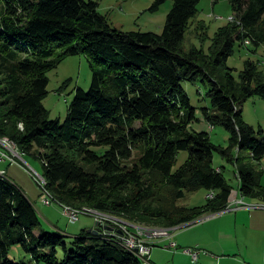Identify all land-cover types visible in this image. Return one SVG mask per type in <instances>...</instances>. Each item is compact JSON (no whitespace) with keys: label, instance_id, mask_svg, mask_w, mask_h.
<instances>
[{"label":"trees","instance_id":"obj_1","mask_svg":"<svg viewBox=\"0 0 264 264\" xmlns=\"http://www.w3.org/2000/svg\"><path fill=\"white\" fill-rule=\"evenodd\" d=\"M166 1L154 0L149 10ZM199 2L173 0L157 33L113 27L95 0H0V138L43 161L54 203L80 210L78 215L97 210L134 224H191L227 209L235 197L225 166L214 164L216 152L237 167L243 197H264L253 167L238 166L236 154L249 149L252 160L264 158V131L256 136L242 106L250 97L264 98V71L246 60L237 78L227 63L237 45L253 52L264 46V0H231L236 20L213 36L199 21L202 46L186 50ZM73 55L87 57L92 83L89 90L76 88L61 122L43 103L48 73ZM183 82L210 87L211 107L202 116L229 131L227 147L213 143L209 132L191 129L200 119ZM180 151H188V158L173 171ZM3 170L0 264H21L9 257L18 245L37 264L151 263L111 235L108 221H96L99 234L75 237L39 229L33 201ZM200 189L214 196L206 195L200 206L179 204Z\"/></svg>","mask_w":264,"mask_h":264},{"label":"rangeland","instance_id":"obj_2","mask_svg":"<svg viewBox=\"0 0 264 264\" xmlns=\"http://www.w3.org/2000/svg\"><path fill=\"white\" fill-rule=\"evenodd\" d=\"M95 1H99L101 13L108 15L112 26L123 31L140 30L161 33L166 23L167 15L173 7V0H167L156 12H151L149 10L154 0ZM198 9V15L192 20V25L187 31L185 41L183 43V46L186 50H189L193 46H202V42L199 40L196 34V26L199 21L205 22L203 24L208 26L206 30L208 29L209 35L213 36L219 27L228 23L229 16L234 14L232 11L231 0H217L216 2L213 0H200ZM217 16L219 17L217 18ZM209 44L210 41L205 44L204 48L206 50ZM246 60L258 62L260 68L264 71V46H260L255 52L251 51L247 47H239L238 45L236 46L234 55L231 56L227 62L228 66L236 69V77L238 76V73L244 68V63ZM48 76L50 82L48 85V95L43 101L44 106L49 110L51 119H60L61 122H64L68 113V107L74 99L76 88L81 87L85 90H89L91 87L92 71L87 57L85 55L69 56L63 60L58 68L51 70L48 73ZM183 85L190 95L191 102L193 106L196 107L197 115L200 119L196 123L192 124L191 129L195 131H207L209 132L213 143L223 148L227 147L230 137L229 131H227L222 126L213 127L209 125L202 116V109L205 107H211V101L207 97V92L209 91L210 87L208 85H204L203 83L194 85L189 82H183ZM242 106L244 120L255 128L256 136L261 137L262 134L260 130L262 129L264 131V98L259 96L250 97L243 102ZM3 139L0 138V141ZM3 149L4 147L0 142V153L4 151ZM236 154H240L241 157L238 166H243L246 164L251 165L257 175V179L260 181L262 186H264V158L261 161L252 160L249 149H242L239 151L236 150ZM188 155V151L179 152L177 163L174 166L173 171L177 170L185 163ZM22 157L24 162H12L10 160L3 162L0 159V170H3V168H9V175L14 178L15 183L27 191V195L33 201L40 216L41 224L39 229L48 231V225L46 223L47 220L44 217V214L41 212H44L51 217L53 216L56 220V223L60 224L62 228L68 227L74 229L75 227H78V225H82L84 221L81 222V218L83 216L88 217L89 215L83 214L79 221L71 223L69 218L64 214L63 205L58 203L45 205L43 203L41 198V188L37 182V178L31 173V171L34 170L35 173L37 172L39 175H43V161L39 157H36L32 154H23ZM214 164L216 167L225 166V177L235 187L233 196H241L238 191L239 180L237 177V167L235 164L228 162L219 152L215 153ZM207 193L208 192L205 189H200L196 192H190L187 194L186 198L180 200L179 204L184 206L203 205L207 200L206 195L209 194ZM210 193L213 192L211 191ZM208 197L212 198L210 196ZM251 198L252 197H247L249 200H245L244 197V201H247L248 204H251L249 202ZM259 202L262 204L261 201ZM229 203V205H231V201ZM92 218L91 220L94 222ZM196 224L197 223L193 225ZM184 225L187 224L180 226L183 227ZM184 228H178L175 230V233H178ZM52 232L59 233L54 231ZM165 239L169 240V238L159 239L157 243H160L162 249L164 248L163 250L166 249V251L169 252V241H166ZM9 257L13 261L19 262L21 264H37L31 255L27 254L20 245L11 248Z\"/></svg>","mask_w":264,"mask_h":264},{"label":"crops","instance_id":"obj_3","mask_svg":"<svg viewBox=\"0 0 264 264\" xmlns=\"http://www.w3.org/2000/svg\"><path fill=\"white\" fill-rule=\"evenodd\" d=\"M5 170L7 176L14 181V178L9 175L10 169ZM23 190L25 191V189ZM25 192L27 194V191ZM245 200L249 199L245 198ZM249 202L254 206L237 210H228L227 208L219 213L202 217L191 224L180 226L179 228H186L181 229L178 233L174 231L173 235L179 249L169 248L168 252L166 249H162L160 243H157L152 247L151 263L264 264V197H254ZM41 213L47 220L48 231L63 232L69 236H78L84 232L92 234L89 230L95 229L97 226L95 217L89 215L88 217L83 216L81 218V222L84 221L82 225H78L74 229L62 228L60 224L56 223L53 216L51 217L44 212ZM195 223L197 224L193 225ZM115 227L109 225V228ZM108 232L112 233L113 236L114 233H118L116 228ZM165 240L169 241L170 244V239ZM184 247H198L206 250L207 253L202 252L199 260L194 262L190 255L181 250Z\"/></svg>","mask_w":264,"mask_h":264},{"label":"built area","instance_id":"obj_4","mask_svg":"<svg viewBox=\"0 0 264 264\" xmlns=\"http://www.w3.org/2000/svg\"><path fill=\"white\" fill-rule=\"evenodd\" d=\"M2 146L7 150V152L3 151L0 156V159L2 161L10 160L12 162H16V161L24 162L23 157L19 156L14 146H8V145H2ZM0 172H5V171L0 170ZM31 173L33 176L37 178L43 190L41 196L43 203L45 205L53 204L54 202L51 201V198H49L45 193L44 185L41 183L38 173L37 172L35 173L34 170H32ZM207 196H210V192ZM253 206L254 204L252 203L248 204L247 201H244V197L241 195L238 198H233L231 200V205H228V210H237L239 208H244V207L250 208ZM64 214L69 218V221L71 223H75L79 221L82 216V215H72L65 211ZM92 216L95 217L96 221L99 224L106 225L107 219L105 218V216H102L101 214L92 215ZM108 222L116 226L115 228L118 231V233H115V235H120L124 237L125 242H127L128 245H132L133 247L138 248L139 251L143 254V256L147 259V261L150 259L152 247L157 244V241L159 239L169 238L170 244L168 245V247L172 248L173 250L179 249V245L177 241L173 239L174 233L162 232L160 230L142 229L139 228L138 225H132L131 223H119L114 221H108ZM181 250L184 253L190 255L194 262L199 260L202 252L207 253L206 250L200 249L198 247H184Z\"/></svg>","mask_w":264,"mask_h":264},{"label":"bare ground","instance_id":"obj_5","mask_svg":"<svg viewBox=\"0 0 264 264\" xmlns=\"http://www.w3.org/2000/svg\"><path fill=\"white\" fill-rule=\"evenodd\" d=\"M235 20L236 19H235L234 15H231L228 18L229 22H233ZM0 142H1L2 145L14 146L16 148V151L19 154V156H23V153L20 152V150L18 149L16 143L14 141L10 140V138L9 139L8 138H4ZM0 154H2V153H0ZM4 173L5 172H0V175H3ZM39 178H40L41 183L44 185L45 193L47 194V196L49 198H51V201H53L54 198H53L52 193L50 192V190L47 188V182H46L45 178L42 175H39ZM213 196H214V193H210V197H213ZM63 208H64L65 212H67L69 214H72V215H78L81 212L80 210H77V209H74V208H70V207H67V206H63ZM85 209H88V208H85ZM90 212L93 213L94 215L101 214L102 216H105L107 221H114V222H119V223H131V222L126 221L124 219H120V218H118L116 216H113V215H107V214H104V213L99 212L97 210H91ZM131 224L132 225H138V227L142 228V229L160 230L162 232H168V233H174V231L180 227V226H176V227H153V226L142 225V224H134V223H131ZM110 234L112 235V233H110ZM114 236L117 237L119 242L124 247H126L127 249H129V250L133 251L134 253L138 254L144 261H147V259L143 256V254L139 251L138 248L133 247L132 245H128L127 242H125V238L124 237H122L120 235H115V233H114Z\"/></svg>","mask_w":264,"mask_h":264},{"label":"water","instance_id":"obj_6","mask_svg":"<svg viewBox=\"0 0 264 264\" xmlns=\"http://www.w3.org/2000/svg\"><path fill=\"white\" fill-rule=\"evenodd\" d=\"M114 229H115V228H108V230H110V231H111V230L113 231ZM101 230H102L101 228H99V227L96 226L95 229H91V230H89V231H90L91 233H93V234H99V233L101 232Z\"/></svg>","mask_w":264,"mask_h":264},{"label":"clouds","instance_id":"obj_7","mask_svg":"<svg viewBox=\"0 0 264 264\" xmlns=\"http://www.w3.org/2000/svg\"><path fill=\"white\" fill-rule=\"evenodd\" d=\"M234 15V14H233ZM235 16V15H234ZM218 17V16H217Z\"/></svg>","mask_w":264,"mask_h":264}]
</instances>
